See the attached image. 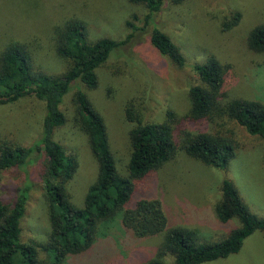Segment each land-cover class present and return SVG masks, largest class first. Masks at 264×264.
<instances>
[{
  "label": "rangeland",
  "instance_id": "obj_1",
  "mask_svg": "<svg viewBox=\"0 0 264 264\" xmlns=\"http://www.w3.org/2000/svg\"><path fill=\"white\" fill-rule=\"evenodd\" d=\"M146 13L144 2L132 0H0V54L10 41H21L33 51L36 70L60 74L71 61L56 53V27L76 19L83 23L90 42L104 37L123 39L132 31L128 22L144 26L141 19ZM236 13L241 14L238 23L227 28ZM157 23L179 46L185 66L176 65L151 44L152 26H148L137 29L129 42L96 70L95 88L80 86L103 116L122 175L132 151L131 129L139 123L163 121L168 109L184 114L191 104L189 87L199 83L194 67L211 54L230 65L227 86L232 96L264 104V51L252 50L247 41L248 34L264 24V0H164ZM75 92L73 87L65 95L62 109L67 122L54 138L78 157L79 167L67 190L73 204L81 207L87 187L97 177L98 164L88 136L75 119ZM128 104L139 113V123L126 118ZM42 118L43 104L33 96L0 105V136L30 145L40 133ZM207 126L236 145L227 167H213L180 151L140 183L129 207L139 199H156L168 217L166 230L185 225L197 230L199 242H217L241 225L238 218L224 223L217 216L223 180L232 181L250 210L264 218V137L249 133L226 116L208 119ZM29 166L34 170L33 164ZM31 173L35 187L20 221L21 240L36 242L40 258H45L41 245L50 230L47 201L42 183ZM19 177L10 170H0V196L5 202L13 201ZM165 232L139 237L118 215L108 237L99 236L87 250L66 256L65 264H135L154 258ZM161 258L173 263L170 256ZM200 264H264V231L257 230L246 238L237 253Z\"/></svg>",
  "mask_w": 264,
  "mask_h": 264
},
{
  "label": "trees",
  "instance_id": "obj_2",
  "mask_svg": "<svg viewBox=\"0 0 264 264\" xmlns=\"http://www.w3.org/2000/svg\"><path fill=\"white\" fill-rule=\"evenodd\" d=\"M132 1L144 2L147 7L141 19L144 26L130 20L128 25L132 31L123 39L104 37L90 42L83 23L76 19L55 28L56 53L71 61L63 73L36 70L33 51L24 42L10 41L2 50L0 105L33 96L43 104V118L40 133L30 145L0 136V170L20 175L13 201L5 202L0 196V264H65L66 256L87 250L99 236L108 237L109 228L118 215L123 225L139 237L166 231L157 257L135 264H171L162 256L172 257V264H200L212 258H226L237 253L255 231H264V218L250 210L232 181L227 179L222 181L217 216L224 223L238 218L241 225L221 241L199 242L197 230L185 225L166 230L168 217L162 203L156 199H139L129 207L140 183L180 151L213 167H227L235 155L236 145L227 136L207 129L208 119L226 116L249 133L264 137V104L232 96L227 86L230 65L211 54L194 67L199 83L189 87L191 104L184 114L168 109L163 121L143 124L139 123V113L132 107L133 103L127 105L126 118L139 124L131 129L132 151L126 172L120 173L103 116L82 87L95 88L98 85L96 70L112 52L129 42L137 29L148 26H152L151 44L176 65H186L179 46L157 23L164 0ZM240 16V13L234 14L226 27L237 24ZM247 41L252 50L264 51V24L255 27ZM73 87L76 88L75 119L79 129L88 136L98 164L97 177L87 187L81 207L73 204L67 190L79 167L78 157L54 138L56 131L67 122L62 103ZM31 164L34 169L31 171L42 183L47 201L50 230L47 241L41 245L45 258H40L36 242L21 240L20 221L35 187Z\"/></svg>",
  "mask_w": 264,
  "mask_h": 264
}]
</instances>
